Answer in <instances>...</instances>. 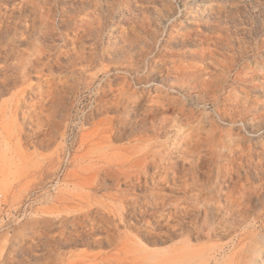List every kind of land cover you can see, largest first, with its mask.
Masks as SVG:
<instances>
[{
  "label": "rangeland",
  "instance_id": "374dc122",
  "mask_svg": "<svg viewBox=\"0 0 264 264\" xmlns=\"http://www.w3.org/2000/svg\"><path fill=\"white\" fill-rule=\"evenodd\" d=\"M156 151L199 173L148 164L130 194L164 206L54 241L85 181L127 205L99 167ZM0 194V264H264V0H0Z\"/></svg>",
  "mask_w": 264,
  "mask_h": 264
},
{
  "label": "bare ground",
  "instance_id": "6f19581e",
  "mask_svg": "<svg viewBox=\"0 0 264 264\" xmlns=\"http://www.w3.org/2000/svg\"><path fill=\"white\" fill-rule=\"evenodd\" d=\"M4 80H5V78H4ZM8 81H10V79H7L4 81L5 85L8 83ZM140 96H142V95H139V97ZM113 106L114 105L111 103L109 106L108 105L106 106V109H112L113 108V110H114ZM158 106L160 107V105H158ZM107 131L110 133V135L108 136V138L110 139L109 140L110 142L114 141V139H117L123 133V131H119V129L116 126L115 121L109 122V126L107 127ZM149 155H155L157 158L150 159ZM160 155L161 154L156 151V153L153 152L152 154H146L144 159H137L136 158L135 159V161L137 160L136 163L139 165L142 164L141 166L138 165L136 168H133V166H132V165H135L136 163H133V164L128 163L127 167H125L124 165H121V164H117V165H111L110 164L111 166L99 167L96 170V172L97 173L102 172V174L104 175L105 178L111 179L114 186H118V185L119 186L120 185L126 186V190H125L126 192L119 191V193H109V194L107 193V194L114 199L116 198L123 203H127V205L126 206H121V205L120 206H114L110 203L104 202L101 199L91 198L90 195H88L86 192H84L83 187H92L95 184H93L92 182L88 183L87 181H85L82 184V188H80V190L82 191L81 194L78 193L77 196H73V197H70L68 199L67 203H70L71 208H67L65 205H63L62 209L58 210L57 214L53 215L51 217L50 221L47 220L48 222H52L51 227H50L51 229H62V231H63V228L68 226V225H71V227L76 229V232H74L75 234L72 232H69V234H65L59 230L56 234L53 235L54 241L55 240L58 241L57 242L58 245L59 244H70V243L72 244V243L78 242V237L79 236L81 237L85 232L89 235V234H91V232H93L94 229H104V226L106 227L105 229H113L115 227H118L119 224H121V223L120 222L117 223V221H119V220L124 221L122 219L124 215L131 216V215L135 214L136 212H138V209L140 210V212H142V210L144 209V208H142V205L146 204L148 201H150V199L153 200L155 203L160 202L161 207L164 206L165 205L164 197H162V195H160L158 193H153V192L147 191V192H144L143 194H139L137 196H133L130 194L132 190L138 189L139 187L142 188L143 190H147L148 188L154 189L157 186V183L155 180V177L157 176V172H154L151 175H148L145 172H143V169L148 164L154 165L156 168H159L160 171H162V173H164L165 175H170L172 173L173 174L172 180L175 183L182 176H185L187 174L192 176V174L199 173V171L197 170L198 168L193 164H189L187 168L183 166L180 169H177L176 168L177 165L174 163L169 164V165L165 164L164 163L165 159L163 160L160 157ZM210 177H212V175H210ZM148 179H150V187H148V181H149ZM142 183H143V185H142ZM146 183H147V185H146ZM97 185H99V184L97 183ZM177 185L178 186L176 187V189H179V190L183 189L185 191V193L187 192V189H185L182 184L178 183ZM197 185L198 184L195 183V181L193 180L192 185H191V187H189V189L191 190V189H193V187H196ZM96 188H97V186H96ZM112 188H114V187H112ZM209 188H212V187L209 186ZM140 198H142V202H140ZM194 199L197 200L198 196H195ZM62 203H63V201H62ZM111 205L114 207L110 208ZM187 207L188 206H185V208H184L185 212L181 215H184V216L190 215V211L187 210ZM141 208H142V210H141ZM172 208L173 207L171 205H169V211ZM193 208L196 209V206H194ZM67 209H69V210H67ZM182 209L180 207L177 209L174 208L173 213H176V214L182 213V211H181ZM201 210L204 213L205 220L209 221V215L211 214V211H212L210 204H205V205L201 206L200 211ZM111 212H112V214H111ZM139 214L141 215V213H139ZM176 214H175V216H176ZM114 216H117V218H115ZM207 225L210 226V224H207ZM78 229H84V230H78ZM73 234L76 236H75V238L71 239V235H73ZM41 236L45 238L48 236V234L43 231L39 238H41ZM67 238L70 239L69 242H67V240H68ZM48 241H50V238H48L46 240V242H48ZM82 241L84 242L85 240H82Z\"/></svg>",
  "mask_w": 264,
  "mask_h": 264
},
{
  "label": "built area",
  "instance_id": "2783aa9c",
  "mask_svg": "<svg viewBox=\"0 0 264 264\" xmlns=\"http://www.w3.org/2000/svg\"><path fill=\"white\" fill-rule=\"evenodd\" d=\"M2 208H3V197L0 194V213L2 212Z\"/></svg>",
  "mask_w": 264,
  "mask_h": 264
}]
</instances>
